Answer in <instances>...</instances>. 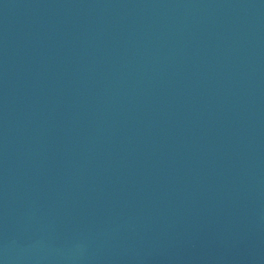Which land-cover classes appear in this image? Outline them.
<instances>
[{"label": "water", "instance_id": "water-1", "mask_svg": "<svg viewBox=\"0 0 264 264\" xmlns=\"http://www.w3.org/2000/svg\"><path fill=\"white\" fill-rule=\"evenodd\" d=\"M0 264H264V0H0Z\"/></svg>", "mask_w": 264, "mask_h": 264}]
</instances>
